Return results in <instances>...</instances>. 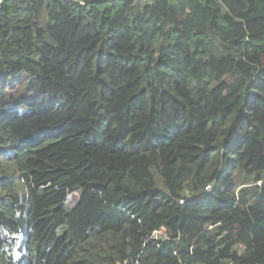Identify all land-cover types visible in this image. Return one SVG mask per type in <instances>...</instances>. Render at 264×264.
<instances>
[{"label":"trees","instance_id":"1","mask_svg":"<svg viewBox=\"0 0 264 264\" xmlns=\"http://www.w3.org/2000/svg\"><path fill=\"white\" fill-rule=\"evenodd\" d=\"M258 155L264 0L3 3L0 264H264Z\"/></svg>","mask_w":264,"mask_h":264},{"label":"built area","instance_id":"2","mask_svg":"<svg viewBox=\"0 0 264 264\" xmlns=\"http://www.w3.org/2000/svg\"><path fill=\"white\" fill-rule=\"evenodd\" d=\"M6 0H0V10L2 8L3 3ZM74 1V0H73ZM111 1H118V0H111ZM128 1H143V2H147L149 0H128ZM213 186H208L205 188V193L206 194H210L213 191ZM180 205L184 206L186 204V200H180ZM151 240H153L156 243H162V242H166L170 240V237L167 233V230L165 228H161L157 231L154 232V234L151 237ZM123 264H128L127 262H124ZM134 264H140L139 262L134 263Z\"/></svg>","mask_w":264,"mask_h":264},{"label":"rangeland","instance_id":"3","mask_svg":"<svg viewBox=\"0 0 264 264\" xmlns=\"http://www.w3.org/2000/svg\"><path fill=\"white\" fill-rule=\"evenodd\" d=\"M25 83L24 81H22L21 83H17L16 81H10V93L14 96H18L20 95V91H25ZM254 163H255V167L256 169H263L264 170V157L262 156H257L255 159H254ZM75 199H76V196L75 195H71L70 197V202L71 204H74L75 202Z\"/></svg>","mask_w":264,"mask_h":264}]
</instances>
